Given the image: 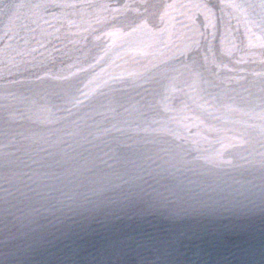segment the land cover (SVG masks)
Wrapping results in <instances>:
<instances>
[{
	"label": "water",
	"instance_id": "95a60500",
	"mask_svg": "<svg viewBox=\"0 0 264 264\" xmlns=\"http://www.w3.org/2000/svg\"><path fill=\"white\" fill-rule=\"evenodd\" d=\"M226 264H264V200Z\"/></svg>",
	"mask_w": 264,
	"mask_h": 264
}]
</instances>
